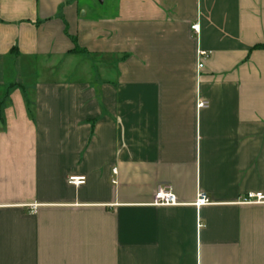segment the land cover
Segmentation results:
<instances>
[{"label": "crops", "instance_id": "obj_1", "mask_svg": "<svg viewBox=\"0 0 264 264\" xmlns=\"http://www.w3.org/2000/svg\"><path fill=\"white\" fill-rule=\"evenodd\" d=\"M158 185L176 206H152ZM249 193L264 0H0V264H264Z\"/></svg>", "mask_w": 264, "mask_h": 264}, {"label": "built area", "instance_id": "obj_2", "mask_svg": "<svg viewBox=\"0 0 264 264\" xmlns=\"http://www.w3.org/2000/svg\"><path fill=\"white\" fill-rule=\"evenodd\" d=\"M191 31L198 35L200 32V27L198 23H195L190 26ZM209 57V53L206 51H203L201 49H198L196 53V69L198 74L201 72V70L204 68V61ZM208 107V103L206 101H202L200 99L196 102V108L197 110L206 109ZM112 174L116 175V169L112 170ZM85 178L84 177H69L67 179V184L73 187H79L84 185ZM112 184H116V181L114 179L111 180ZM264 203V195L262 193H249L239 201V204L242 205H255V204H262ZM152 206L155 207H172L176 206L178 203L176 202V198L174 194L172 193V189L168 185H158L156 188V191L154 193ZM210 201L206 197V195L198 193L195 206L201 207L209 205ZM35 209L34 206L31 207V210L33 211ZM201 228V224L198 225Z\"/></svg>", "mask_w": 264, "mask_h": 264}, {"label": "rangeland", "instance_id": "obj_3", "mask_svg": "<svg viewBox=\"0 0 264 264\" xmlns=\"http://www.w3.org/2000/svg\"><path fill=\"white\" fill-rule=\"evenodd\" d=\"M95 11L97 12V14H102L103 12L105 14H109L111 12V9L108 7H103L101 9L100 5H98V3H95ZM57 68L58 67H31L30 69L28 68L26 72L31 77L30 82H33L34 80L62 79L61 76L63 74L62 70H64V67H60L59 69ZM29 70H32V71L30 72Z\"/></svg>", "mask_w": 264, "mask_h": 264}]
</instances>
